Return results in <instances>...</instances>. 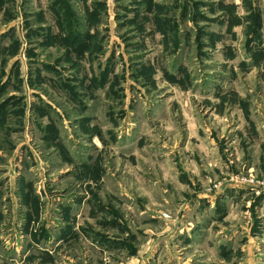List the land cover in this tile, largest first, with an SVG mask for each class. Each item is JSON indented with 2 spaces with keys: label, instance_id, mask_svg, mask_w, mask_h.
<instances>
[{
  "label": "rangeland",
  "instance_id": "obj_1",
  "mask_svg": "<svg viewBox=\"0 0 264 264\" xmlns=\"http://www.w3.org/2000/svg\"><path fill=\"white\" fill-rule=\"evenodd\" d=\"M0 264H264V0H0Z\"/></svg>",
  "mask_w": 264,
  "mask_h": 264
}]
</instances>
